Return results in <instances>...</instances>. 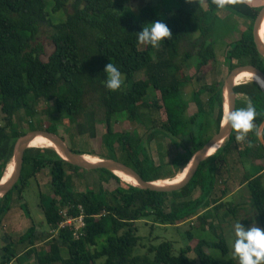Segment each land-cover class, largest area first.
I'll return each instance as SVG.
<instances>
[{
  "label": "trees",
  "instance_id": "trees-1",
  "mask_svg": "<svg viewBox=\"0 0 264 264\" xmlns=\"http://www.w3.org/2000/svg\"><path fill=\"white\" fill-rule=\"evenodd\" d=\"M65 1L56 0L54 11ZM71 4L72 11L66 19L55 24L48 19L45 0H0V111L3 114L0 179L8 172L14 145L21 135L36 129L57 133L47 127H33L32 118L39 101L53 102L54 111L70 116L73 122L92 110L91 105L96 106L107 125L105 144L113 151L118 145L124 157L121 162L133 167L147 181L170 177L172 173L165 166L183 168L209 140L208 127L213 125L217 132L223 119L222 83L202 85L193 91L196 112L192 114L188 112L189 101L182 90L191 82V76L184 70L192 58H196L198 71L216 61V41L212 25L208 23H212L217 17L216 10L221 8L212 0H179L175 6L164 1L163 13L154 4L134 12L128 0H72ZM223 9L249 21L241 37L226 45L225 63L230 70L250 64L264 72V58L257 51L252 32L261 8L244 0H228ZM151 21L163 22L170 32L157 47L141 44L136 39V33ZM43 22L53 27L50 36L53 49L46 59L41 56L43 47L33 48L31 44ZM110 62L122 74L121 86L115 91L103 86L102 70ZM137 74L140 78H136ZM235 92L242 96L237 97L236 109L248 103L253 106L256 113L253 128L242 140L236 139L239 133L233 130L227 142L203 160L189 183L179 190L141 189L106 169H98L105 175L98 191L89 187L78 190L68 168H83L66 162L53 148L30 144L32 147L24 153L19 181L0 198V225L10 209L13 193H17L21 208H25L24 188L31 178L36 179L40 172L48 170L50 194L39 191V206L45 222L55 228L62 221V209L77 216L82 208L85 234L75 238L68 228L61 229L56 236L48 237L47 249L39 252L37 226L32 221L16 241L26 244L24 252L18 255L15 240L0 230L4 241L0 264H12L21 257L29 260L31 255L37 264H192L187 256L192 247L176 254L168 240L147 248L152 257L146 253L134 254V248L142 240L135 223L150 218L163 225H176L196 216L204 228L211 217L213 203L217 205H213L215 210L222 205V201L210 199V195L220 167L229 163L231 145L239 159L261 161L258 170L245 171L241 186L248 188L256 218L264 229V147L258 139V129L264 120V89L257 82L249 81L236 85ZM204 93L208 95L206 100L201 98ZM21 110L30 118L31 127L26 131L17 130L15 125ZM118 116L137 122L145 128V134L113 132L112 119ZM165 139L176 146L177 154L170 162L156 163L148 144L154 141L162 151ZM70 148L80 154L92 153ZM210 227L213 228L212 223ZM187 234L191 236L190 232ZM103 236L105 239L99 246L98 240ZM61 246L68 248L67 259L61 257ZM208 246L209 243L199 239L193 247L200 264H218L205 251ZM212 246L220 248L223 254L228 252L224 239ZM229 262L234 264L233 259Z\"/></svg>",
  "mask_w": 264,
  "mask_h": 264
},
{
  "label": "rangeland",
  "instance_id": "rangeland-1",
  "mask_svg": "<svg viewBox=\"0 0 264 264\" xmlns=\"http://www.w3.org/2000/svg\"><path fill=\"white\" fill-rule=\"evenodd\" d=\"M164 1L169 5H177L179 0H128V5L134 12H137L141 7L154 4L160 8V12L165 10ZM245 1V0H244ZM256 8H261L264 5V0H246ZM46 12L48 13V19L54 21V23L62 22L66 19L68 13L72 11V0H66L64 5L57 11H54L56 0H45ZM165 5V6H164ZM217 17L210 23L212 25L211 31L214 36L216 61L210 63L204 69L198 71L196 69V58H192L188 65L185 66L184 73L187 76H191V82L183 87L184 98L189 101L188 112H196V105L192 99L193 91L200 88L202 85H210L213 83H224L226 76L229 74V66L225 63L224 52L226 45L238 40L244 30L249 25L248 20H244L235 15H230L225 9L216 10ZM53 33V27L48 22H43L39 26V32L35 39L31 42L32 47H43L41 54L43 59L47 58V55L53 49L50 36ZM136 78H140L137 74ZM207 94L204 93L201 98L207 99ZM238 99L242 98L241 95H237ZM36 114L32 118L33 127H47L50 130H56L59 136L67 143L68 146L80 151L92 152L97 158L122 161L124 157L121 156V151L118 145H115L114 151L109 149L105 144L104 135L107 131V125L102 119V114L98 108L91 105L89 111H86L80 120L73 122L70 116L63 115L54 111L53 102L48 104L43 101H39L36 105ZM3 114L0 111V124ZM29 119L23 110L19 111L15 118V125L17 130L26 131L31 127L29 126ZM17 123V124H16ZM18 125V126H17ZM147 125H150L149 123ZM112 131L113 132H131L138 135L145 134V128L139 125L137 122L129 121L128 119L118 116L112 119ZM216 133L214 126L208 127L207 137L209 139ZM239 135V134H238ZM135 137V135H134ZM147 137V136H146ZM244 137V136H243ZM243 137L239 140H242ZM163 142L162 151L157 148L154 141L148 144L150 155L156 163H167L177 154L176 146L165 139ZM44 148V147H41ZM228 150L230 151L229 163H223L219 169V174L216 177V181L213 190L210 195V199H216L222 201L216 210L213 203L210 208L211 217L206 221L204 228L200 226V222L196 216H192L184 222H180L176 225L156 223L150 218L140 219L136 221L137 234L141 237V241L134 248V254L144 255L148 254L150 257L152 253H147V248L150 245H157L164 240L172 242L174 253L179 254L184 248L192 247L187 253V256L192 259V264H200L196 252L193 247L199 239L205 240L209 243V246L205 248V251L211 255L218 264H230L229 260L233 259L234 264H238V260L232 255V240H233V225L240 218V223L247 227L251 223H255V226L260 227V224L256 218V212L250 202V194L248 188L245 185L241 186V180L245 171H256L259 169V163L251 162L249 158L239 159L236 155L234 147L231 145ZM232 152V153H231ZM231 154V155H230ZM166 171L171 174L170 177H164L160 179L173 178L178 174L181 169H176L172 165L165 166ZM70 174L76 183L78 190H83L86 187L92 188L98 191L100 182L105 175L98 169H79L68 168ZM5 173V171H4ZM7 174L2 176L3 182L5 181ZM262 182L264 185V170L262 171ZM107 183V182H105ZM127 183V182H126ZM111 185V184H109ZM108 185V186H109ZM39 191L43 194H50V174L48 170H44L37 175V178H31L28 185L24 188L23 202L25 208H21L18 201L17 193H13V200L10 205L14 210L16 208L23 212L24 217L21 224L22 226H29L32 221L37 226V247L39 252L47 249L48 237L56 236L50 231V227L45 222L43 216V210L39 206ZM201 209V208H200ZM200 209L198 211H200ZM202 211V210H201ZM8 213V210L6 211ZM6 213L4 216H6ZM243 217V218H242ZM212 223L213 228L210 227ZM26 228V230L28 229ZM261 228V227H260ZM3 231V230H2ZM6 232V231H5ZM191 233V236L187 234ZM10 236V235H9ZM15 238V242L17 241ZM51 239V238H50ZM105 236L98 240V245L101 246ZM224 239L227 243L228 252L223 254L221 249L212 245L220 242ZM26 244H19L16 242L15 250L17 254L22 253V249ZM1 248V247H0ZM1 254V253H0ZM60 254L63 259L69 257L68 248L61 246ZM12 264H37L34 256L28 258L21 257L19 261H14ZM51 264H67V263H51Z\"/></svg>",
  "mask_w": 264,
  "mask_h": 264
},
{
  "label": "water",
  "instance_id": "water-1",
  "mask_svg": "<svg viewBox=\"0 0 264 264\" xmlns=\"http://www.w3.org/2000/svg\"><path fill=\"white\" fill-rule=\"evenodd\" d=\"M264 21V5L261 7L255 21L253 24V40L255 46L257 48L258 53L264 58V41L260 37V29L262 23ZM242 70H250L262 80L263 86H260L264 89V72L256 66L247 64L237 66L230 70L229 74L226 76L223 83V100L224 104L227 103V111H231L236 109L237 102V93L235 92V77L239 71ZM224 104H223V115H224ZM263 128H264V120L260 124L258 129V139L260 144L264 147V137H263ZM233 129H230L228 125L222 122L220 124L219 130L199 149L197 150L188 163H190L189 170L187 174L178 182L173 184L159 185L155 184V180L147 181L145 180L133 167L111 158L101 159L96 162H88L82 158V154L74 152L70 146L63 140L59 134L44 130V129H36L32 131H28L25 134L21 135L17 140L13 148L12 160L14 162L13 171L10 174L9 178L2 182V178L0 179V198L6 195L14 185L19 181L21 176V171L23 167L24 161V153L27 148H30V142L34 136L43 135L54 143L53 149L68 163L83 168V169H106L114 173V170H120L125 174L132 176L137 184H132L141 189H148L157 192H171L175 190H179L186 186L189 181L192 179L194 174L196 173L200 163L208 158L211 155H208V151L211 147L217 144L220 141H223V144L219 147L221 148L229 139ZM218 148V149H219ZM115 174V173H114ZM116 175V174H115ZM119 177V176H118Z\"/></svg>",
  "mask_w": 264,
  "mask_h": 264
},
{
  "label": "clouds",
  "instance_id": "clouds-1",
  "mask_svg": "<svg viewBox=\"0 0 264 264\" xmlns=\"http://www.w3.org/2000/svg\"><path fill=\"white\" fill-rule=\"evenodd\" d=\"M212 2L217 8H223L228 0H212ZM146 24L147 26H143L136 33V39L141 44L157 47L170 35L168 27L161 21H151ZM102 71L103 86L109 91L117 90L122 83V74L118 68L110 62ZM255 115L253 106L248 103L244 108L225 111L223 122L239 133L236 137L239 140L253 128L252 121ZM240 219L233 225V257L238 260V264H264V229L255 226V223L245 227L240 223Z\"/></svg>",
  "mask_w": 264,
  "mask_h": 264
},
{
  "label": "bare ground",
  "instance_id": "bare-ground-1",
  "mask_svg": "<svg viewBox=\"0 0 264 264\" xmlns=\"http://www.w3.org/2000/svg\"><path fill=\"white\" fill-rule=\"evenodd\" d=\"M260 37L264 41V21H263L261 29H260ZM249 81H255L258 84H260L261 86H263V82L258 77V75H256V73H254L250 70L239 71L235 77V84L236 85L241 84V83H246ZM225 111H227V103L226 102L224 104V112ZM30 144H33L37 147H44V148H53L55 146L51 140H49L48 138H46L43 135L34 136L31 140ZM222 144H223V141H220L217 144H215L213 147H211L210 150L208 151V155L215 153ZM81 156L83 159H85L88 162H96V161L101 160V158H99V157L97 158L95 155L88 154V153L82 154ZM189 166H190V163H187L181 169V171L178 174H176L173 178L157 179V180H155V184L166 185V184H173L175 182H178L187 174V172L189 170ZM13 167H14V162L12 159H10L9 160V168H8V172H7L5 181L9 178L10 174L12 173ZM114 173L117 176H119L122 180H124L125 182H127L129 184H137L136 180L132 176L125 174L124 172H122L120 170L115 169ZM2 182H3V180H2Z\"/></svg>",
  "mask_w": 264,
  "mask_h": 264
},
{
  "label": "crops",
  "instance_id": "crops-1",
  "mask_svg": "<svg viewBox=\"0 0 264 264\" xmlns=\"http://www.w3.org/2000/svg\"><path fill=\"white\" fill-rule=\"evenodd\" d=\"M245 2L250 4L246 0ZM250 5L254 6L252 4ZM23 217H24V214L23 212H21V208L20 209L16 208L14 210L12 207H10V209L8 210V213H6V216H4L1 221L0 230H3L4 232L6 231L5 233L10 235L12 239L15 240L17 236L19 237L20 235L24 234L26 231V228H28L26 225L22 226L21 224L22 222H24ZM3 245H4V241L2 240L1 235H0V247H2ZM36 245H38V243H36ZM24 249L25 248L22 249L23 250L22 253L24 252ZM20 254L21 252L18 255Z\"/></svg>",
  "mask_w": 264,
  "mask_h": 264
},
{
  "label": "built area",
  "instance_id": "built-area-1",
  "mask_svg": "<svg viewBox=\"0 0 264 264\" xmlns=\"http://www.w3.org/2000/svg\"><path fill=\"white\" fill-rule=\"evenodd\" d=\"M80 213L77 216H73L70 213L66 211V209L61 210V215L63 216L62 221L58 224L57 227L51 228L50 231L53 234L58 233L59 230L61 229H66L68 228L73 237L75 238H80L85 234L84 232V227H85V214L83 212V209L80 208Z\"/></svg>",
  "mask_w": 264,
  "mask_h": 264
}]
</instances>
